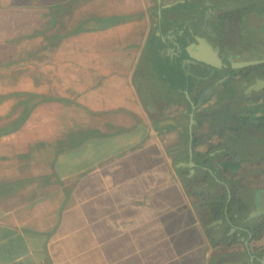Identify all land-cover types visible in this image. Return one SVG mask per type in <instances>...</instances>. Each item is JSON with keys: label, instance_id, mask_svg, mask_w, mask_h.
<instances>
[{"label": "crops", "instance_id": "1", "mask_svg": "<svg viewBox=\"0 0 264 264\" xmlns=\"http://www.w3.org/2000/svg\"><path fill=\"white\" fill-rule=\"evenodd\" d=\"M225 1L0 0V264H264Z\"/></svg>", "mask_w": 264, "mask_h": 264}, {"label": "flooded vegetation", "instance_id": "2", "mask_svg": "<svg viewBox=\"0 0 264 264\" xmlns=\"http://www.w3.org/2000/svg\"><path fill=\"white\" fill-rule=\"evenodd\" d=\"M231 0H226L224 4V12L228 11L226 6ZM247 1V3L251 4H258L260 5L259 8L253 7L251 5V11H248L247 13H255L257 14V17H259L263 22L260 23L261 28H258L256 26L252 27L253 30H249V35L252 36L253 39L250 44H248V39L249 35L246 34V32L242 31L241 32V38H240V45H238L237 50L234 52L236 53L237 51H246L250 52L251 55H249V60L248 64L246 65H241L240 60L238 55L235 54L233 57L237 60L236 62V67L233 68V72L236 73L237 76H239L240 79L244 80H249L248 86H255L258 84L259 81L264 82V33L261 34V30H264V0H243ZM246 13H239L238 14V20L241 21L245 17ZM244 35V36H243ZM233 55V54H232ZM257 89H254L257 94H260L261 92L264 93V86H257ZM251 94H246L241 98V100L238 98L235 99L236 105H246V103H256L253 105L251 108L252 109H257V108H263L264 110V100L261 102H251L250 98ZM249 107V108H250ZM241 110V109H239ZM244 110V109H243ZM258 110V109H257ZM242 111V110H241ZM248 111H242L241 117H238V126L246 128V126H242V122L245 121L247 125L250 126V130L252 127L256 130H263L264 129V113L260 111L255 112L252 116H242L244 113H247ZM241 124V125H240ZM253 129V130H254Z\"/></svg>", "mask_w": 264, "mask_h": 264}, {"label": "water", "instance_id": "3", "mask_svg": "<svg viewBox=\"0 0 264 264\" xmlns=\"http://www.w3.org/2000/svg\"><path fill=\"white\" fill-rule=\"evenodd\" d=\"M198 61H206V60H203V59H200L199 57H195ZM262 85H264V82H261ZM257 89V88H256ZM256 211L258 212V214H264V191H262L260 193V198L257 202V205H256Z\"/></svg>", "mask_w": 264, "mask_h": 264}]
</instances>
